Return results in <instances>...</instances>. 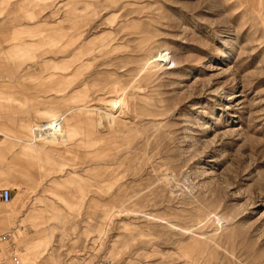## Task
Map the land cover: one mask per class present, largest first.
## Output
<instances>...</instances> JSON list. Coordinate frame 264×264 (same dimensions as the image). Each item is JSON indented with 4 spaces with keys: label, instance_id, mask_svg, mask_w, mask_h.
Returning a JSON list of instances; mask_svg holds the SVG:
<instances>
[{
    "label": "rangeland",
    "instance_id": "1",
    "mask_svg": "<svg viewBox=\"0 0 264 264\" xmlns=\"http://www.w3.org/2000/svg\"><path fill=\"white\" fill-rule=\"evenodd\" d=\"M1 128L0 264H264V0H0Z\"/></svg>",
    "mask_w": 264,
    "mask_h": 264
},
{
    "label": "crops",
    "instance_id": "2",
    "mask_svg": "<svg viewBox=\"0 0 264 264\" xmlns=\"http://www.w3.org/2000/svg\"><path fill=\"white\" fill-rule=\"evenodd\" d=\"M37 113L38 114H42V113H49V111H44V112H42V109H39V110H37ZM50 114V113H49ZM49 116V115H48ZM42 122V121H41ZM33 127V126H32ZM21 129H22V131H23V134H24V136H25V139L24 140H22V147H21V149L18 151V154H19V158L18 159H16V161H13L14 163V165H17V164H21L22 162H23V159H22V157L23 156H26L27 154H29V152H30V150L31 151H35L36 149L35 148H33L34 146H41L42 145V138H41V135H40V132L39 131H37V130H31V132H32V136H31V139H32V142L30 141V143L27 141V138H26V131L22 128V126H21ZM3 131V132H0V135L2 134L3 136H4V138L5 139H10V140H14L15 142L17 141V140H19V139H17V138H12L13 136H12V132H8V131H6V130H4V128H1L0 129V131ZM23 170H26V167L25 166H18V168L16 167V168H14V169H11V170H6V171H3V173H4V176L2 177V180H0V185L2 184V181L3 180H5V181H7V182H9L10 183V185H12L14 188H13V190H15V194H17L18 195V198H19V200L20 201H22V202H24L25 200H26V197H27V195H25L24 193H22L21 192V190L19 189L20 187L19 186H17V184H16V179L17 178H15L17 175H18V173L19 172H21V171H23ZM6 173V174H5ZM17 173V174H16ZM15 175V176H14ZM13 177V178H12ZM15 183V184H14ZM16 185V186H15ZM12 201H13V198H12V200L10 201V205H11V203H12ZM3 204H5V203H3ZM2 203H0V231L1 230H4L5 228H6V226H7V224H6V221H9L10 222V220L12 219V217L14 216V215H16L18 212H19V209H20V207H19V204H14L15 205V207H13L14 208V211L10 214V215H6L5 213H3L2 211H3V208L4 207H2V205H3ZM9 204V203H8ZM26 215H27V213H26V211H25V213L23 214V216H22V223L23 224H25V225H28V224H32V223H30V221L27 219V221H26ZM34 223H41L40 222V220L39 219H36V221L34 222ZM9 224V223H8ZM36 232H42V231H39V230H37ZM35 232V233H36ZM4 235H6V234H4ZM4 235H0V237H3ZM1 239L2 238H0V243L2 244V242H1Z\"/></svg>",
    "mask_w": 264,
    "mask_h": 264
},
{
    "label": "bare ground",
    "instance_id": "3",
    "mask_svg": "<svg viewBox=\"0 0 264 264\" xmlns=\"http://www.w3.org/2000/svg\"><path fill=\"white\" fill-rule=\"evenodd\" d=\"M123 108L124 107H122L121 106V113H123V112H125L124 110H123ZM108 115L109 116H111L109 113H108ZM112 115H114V113L112 114ZM105 117H106V115H105ZM113 118L115 117V116H112ZM60 118H63L62 116L60 117ZM111 118V117H110ZM112 119V118H111ZM58 120H60V119H58ZM107 120V119H106ZM115 122V121H114ZM100 123V122H99ZM60 124V123H59ZM58 124V125H59ZM108 124V123H107ZM54 123L51 121V122H49V123H47L46 125H39V126H36L34 129H36V130H39L40 131V133H43V134H45L46 136H49V135H51V134H53V132H56V130L55 129H53V127H54ZM60 126V125H59ZM55 128V127H54ZM51 129L52 130H55V131H51ZM58 133V132H57ZM53 135H55V133L53 134ZM58 136H62V135H59V134H57ZM64 135V134H63ZM33 155H34V152L33 151H31L30 150V152H29V154H27L26 156H23L24 158H26L28 161H30V163H34L35 162V160H33ZM9 203V202H8ZM5 204H7V203H5ZM48 238H49V236L48 235H45V236H38V237H36V238H33V239H31V240H29L28 242V245L26 246V248H23L25 251H28V253L30 254V253H32V254H36V252H39L41 249H43V248H45L46 247V245L48 244ZM50 262V257H47L46 258V261H45V263H49ZM44 263V264H45Z\"/></svg>",
    "mask_w": 264,
    "mask_h": 264
},
{
    "label": "built area",
    "instance_id": "4",
    "mask_svg": "<svg viewBox=\"0 0 264 264\" xmlns=\"http://www.w3.org/2000/svg\"><path fill=\"white\" fill-rule=\"evenodd\" d=\"M12 197H13L12 190L9 187L2 186L0 188V203L3 204L10 202L12 200ZM10 242L12 244L14 243L12 240H10Z\"/></svg>",
    "mask_w": 264,
    "mask_h": 264
}]
</instances>
